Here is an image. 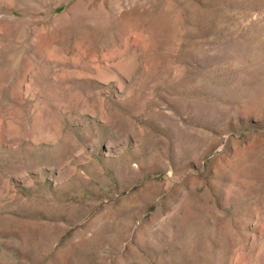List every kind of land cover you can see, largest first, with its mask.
<instances>
[{"label": "rangeland", "instance_id": "obj_1", "mask_svg": "<svg viewBox=\"0 0 264 264\" xmlns=\"http://www.w3.org/2000/svg\"><path fill=\"white\" fill-rule=\"evenodd\" d=\"M0 264H264V0H0Z\"/></svg>", "mask_w": 264, "mask_h": 264}]
</instances>
